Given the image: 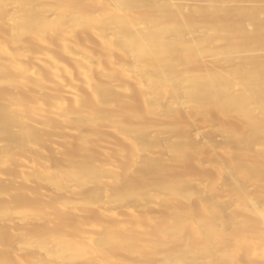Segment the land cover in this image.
Wrapping results in <instances>:
<instances>
[{"label":"bare ground","instance_id":"6f19581e","mask_svg":"<svg viewBox=\"0 0 264 264\" xmlns=\"http://www.w3.org/2000/svg\"><path fill=\"white\" fill-rule=\"evenodd\" d=\"M183 1L0 0V87L18 90L15 115L0 101V136L40 105L45 125L106 121L128 144H115L108 155L109 165L99 171L106 181L94 175L89 192L71 187L63 194V203L73 206L59 219L54 234L60 236L29 264L70 262L72 251L54 238L73 234L68 246L75 248L82 241L106 243L108 234L130 238L123 258L119 248L110 250L111 262L145 264L132 259L141 243L152 264H264V0H192L189 7ZM237 15L244 20L234 23ZM31 45L42 48L40 55ZM40 85L51 95H38ZM115 94L128 99L119 115ZM49 96L60 99L51 108L43 105ZM182 117L189 122L184 127L177 122ZM80 134L85 143L88 134ZM46 171L31 180L62 181ZM133 182L136 190L126 191ZM12 183L0 195L25 186ZM103 183L113 189L100 191ZM133 202L139 210L130 209ZM93 209L113 225L73 230L76 216ZM51 223L44 225L50 230ZM20 230L29 235L36 227ZM6 248L12 252L14 244ZM105 255L91 249L93 264H105L99 258Z\"/></svg>","mask_w":264,"mask_h":264},{"label":"rangeland","instance_id":"374dc122","mask_svg":"<svg viewBox=\"0 0 264 264\" xmlns=\"http://www.w3.org/2000/svg\"><path fill=\"white\" fill-rule=\"evenodd\" d=\"M194 3L195 1L192 0L182 2L186 7L192 6ZM7 10L12 12L13 6L9 4ZM239 17L242 16L237 15L232 17V21L234 23H239L238 21H241ZM9 47L12 48V45ZM28 49L33 53H37V55H40L43 51L41 47L33 45L29 46ZM54 54L59 56L58 51H55ZM23 63L28 65L29 68H38V64L35 62L25 61ZM47 89L48 87L46 85H40L37 86L36 91L39 92L38 95H51L48 93ZM17 91L16 88L10 86L0 87L1 106L5 108L6 112L11 116L15 115L17 112L15 108ZM49 97L50 99L48 101L45 100V104L43 103L47 108H51L53 104L60 101V99H56L57 97ZM22 99L24 102H30V96L26 95ZM112 99L115 100L117 115H119L120 111L124 108H129L127 105L128 99H126V97L117 96V94H115ZM68 102L72 103L73 100L70 98ZM40 110V105H34L35 114L32 117L27 118L28 120L14 127L6 125L9 132L0 136V157H2V154L4 155L1 158L3 163L0 164V187L5 189L8 180L13 181L11 185L20 183L25 184L23 189L12 193L11 196L9 194L0 195V264H29V258H39V253L43 251L42 248L51 242L53 236H60L54 234L58 229L59 219L63 216L64 212L67 213L72 211L73 204L63 203V194L71 187L76 188L80 192H89L93 186L96 185L94 183V175L103 176L102 180L106 181L107 173L99 171L102 167L109 165L110 157L108 155H113L112 150L114 145L119 144L125 148L128 147V144L117 137L115 132L112 131L110 124L106 121L91 125L87 123V119H83L82 122L85 123L82 125H73L67 124V122L63 123L60 120L51 119L50 121L52 124H49L48 120H46L47 125H45L44 121L39 119ZM83 115L84 114H82V116ZM179 116H181V114H179ZM70 117L74 116L70 115ZM125 119L130 120L131 116H127ZM162 119L164 123H166L165 117ZM140 121L145 122L144 119H140ZM177 122H179L178 124L180 127L189 124L184 117H182L181 120L178 119ZM225 125L230 126L231 124L225 122ZM60 131L65 132L62 138L58 137ZM80 131L88 134V139L85 143L79 139V136H81ZM32 133H38L39 138H32ZM17 135L22 137V142L18 141V139L17 141L15 140ZM125 135L129 136V134ZM46 139H48L49 142H44L42 144V141ZM38 144L42 145L39 146ZM7 152H9V154H6ZM86 153H91L92 156L87 157ZM52 161H56L58 167L55 168ZM133 168L139 169L140 167L134 164ZM45 170H47L46 173L51 179L62 181L58 185H50L42 180L39 182H33L31 180V177L42 176ZM136 186L135 182L130 183L126 191H134L136 190ZM104 188L106 190L107 188L108 190L113 189L109 184H104V186L99 187L100 191H103ZM60 196L62 197L57 200ZM37 200H39V203ZM132 200L135 201L134 198ZM134 204L133 202V206L130 209L133 211L139 210V208L136 207L137 204ZM113 206L115 205L109 206V208L115 212L118 211V214L121 213L119 216L123 218L125 216V210H120L116 208V206L113 208ZM122 210L123 212H121ZM48 212L55 213V215L48 216ZM76 217L77 219L73 226V230H76L77 225L86 229L90 225L99 222L105 225H109V223L113 225L112 220L99 217L97 210L94 209L89 216L80 213V215ZM49 219L53 221L50 230L46 228ZM77 220L79 222H77ZM134 221V219H131L132 223ZM22 225L26 227H36V230L29 235L23 234L22 232L20 233ZM87 230L88 229L84 231L87 232ZM135 234L139 237L142 236L140 232ZM74 236L73 234L57 239L54 238L56 242L70 248L69 250L72 251V259L70 262L57 264H84L85 262L93 264V262H96L91 256V249L93 247L100 249L103 255L106 254L105 256L99 257L105 264H125L106 261L105 257H108V254L111 253V249L119 248L120 254L117 256L123 258L122 251L124 245L130 238L121 237V239H116V237H112L108 234L106 243H100L98 245L96 243L90 244L87 241H82L81 244L75 248L71 245L68 246L72 242V237ZM10 243L14 244V250L12 252H7L6 246ZM132 254L133 261L143 260L145 264H152L150 254L145 251L141 243L134 244Z\"/></svg>","mask_w":264,"mask_h":264}]
</instances>
